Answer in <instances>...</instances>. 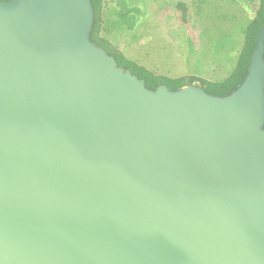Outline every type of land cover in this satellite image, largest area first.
I'll return each instance as SVG.
<instances>
[{
    "label": "water",
    "instance_id": "95a60500",
    "mask_svg": "<svg viewBox=\"0 0 264 264\" xmlns=\"http://www.w3.org/2000/svg\"><path fill=\"white\" fill-rule=\"evenodd\" d=\"M93 24L0 2V264H264V25L221 97L147 88Z\"/></svg>",
    "mask_w": 264,
    "mask_h": 264
},
{
    "label": "rangeland",
    "instance_id": "374dc122",
    "mask_svg": "<svg viewBox=\"0 0 264 264\" xmlns=\"http://www.w3.org/2000/svg\"><path fill=\"white\" fill-rule=\"evenodd\" d=\"M259 10L260 0H102L104 46L96 45L156 76L221 82L236 69ZM95 22L94 12L92 32Z\"/></svg>",
    "mask_w": 264,
    "mask_h": 264
},
{
    "label": "trees",
    "instance_id": "16d2710c",
    "mask_svg": "<svg viewBox=\"0 0 264 264\" xmlns=\"http://www.w3.org/2000/svg\"><path fill=\"white\" fill-rule=\"evenodd\" d=\"M3 1L7 0H0V2ZM101 3L102 0H92L96 22L91 35V39L95 44L103 47L104 45L98 39V17ZM259 17L260 18L258 20H254L247 29L245 45L240 54L236 69L226 80L221 82L209 81L198 76H190L188 78L178 79L156 76L153 72L147 70L145 67L140 66L132 61L126 60L122 56H112H114V58L116 59L119 67L131 71L134 75L144 80L146 83V87L149 89L156 90L160 86H167L170 90L173 91L181 89L187 85L199 84V86L208 94L223 97L233 92L243 82L248 73L247 68L256 48V38L259 31L264 25V0H260ZM258 24H261L259 28H257Z\"/></svg>",
    "mask_w": 264,
    "mask_h": 264
}]
</instances>
